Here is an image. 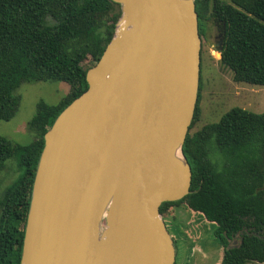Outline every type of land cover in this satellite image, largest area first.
<instances>
[{
	"label": "water",
	"instance_id": "obj_1",
	"mask_svg": "<svg viewBox=\"0 0 264 264\" xmlns=\"http://www.w3.org/2000/svg\"><path fill=\"white\" fill-rule=\"evenodd\" d=\"M113 1L122 14L87 90L45 133L20 264L176 262L160 207L192 192L183 147L201 82L196 0Z\"/></svg>",
	"mask_w": 264,
	"mask_h": 264
},
{
	"label": "trees",
	"instance_id": "obj_2",
	"mask_svg": "<svg viewBox=\"0 0 264 264\" xmlns=\"http://www.w3.org/2000/svg\"><path fill=\"white\" fill-rule=\"evenodd\" d=\"M196 10L203 30L211 19L225 25L220 61L234 79L264 86V0H196ZM121 14L113 0H0V122L17 114L21 95L16 90L22 83L70 85L58 103L38 102L29 122L32 142L0 135V171L11 158L22 171L0 193V264L21 263L45 133L87 90V71L103 55ZM200 98L201 92L190 130L200 114ZM183 152L192 167V192L163 202L162 215L185 205L214 225L212 234L224 247L220 264H264V112L233 107L218 122L189 131ZM236 234L240 240L228 247Z\"/></svg>",
	"mask_w": 264,
	"mask_h": 264
},
{
	"label": "rangeland",
	"instance_id": "obj_3",
	"mask_svg": "<svg viewBox=\"0 0 264 264\" xmlns=\"http://www.w3.org/2000/svg\"><path fill=\"white\" fill-rule=\"evenodd\" d=\"M231 1V0H224ZM208 25L209 43L202 47L204 73L201 79L200 114L190 133L200 130L209 123L218 122L233 107H243L253 112H264V86L234 79L232 69L220 61L218 48L212 38L218 30L214 20ZM213 50L215 51L214 53ZM70 90L65 81L24 82L16 90L21 95L17 114L8 121L0 122V135L11 140L28 144L35 139V132L29 122L37 112L40 100L50 104L58 103ZM17 159L7 160L6 167L0 171V193L17 179L19 171ZM170 232L177 239V258L175 264H220L224 247L213 236L214 225L203 217L192 213L185 205L173 207L163 216Z\"/></svg>",
	"mask_w": 264,
	"mask_h": 264
},
{
	"label": "flooded vegetation",
	"instance_id": "obj_4",
	"mask_svg": "<svg viewBox=\"0 0 264 264\" xmlns=\"http://www.w3.org/2000/svg\"><path fill=\"white\" fill-rule=\"evenodd\" d=\"M214 21L216 23V28H217L218 32L215 35H213V37H212L214 39V43H215V44H212V45L214 47H216L215 49H217L220 46L221 39H222V37L224 35L225 25L222 23V21L220 19H215ZM207 26L208 25H206L205 29L203 30V27L201 28V26L199 24V30H200V34H201V37H202L203 48L206 46V43L208 44L210 42L209 38H208V33H207V30H208ZM213 52H215V51H213ZM204 62L205 61H204V59L202 57L201 79L204 77L203 76V73H204ZM243 233H244V231L241 232V234H243ZM240 237H241L240 234H236L233 238H231L229 240V246L236 245L238 243V241L240 240ZM173 238H174V240H176V237L174 235H173Z\"/></svg>",
	"mask_w": 264,
	"mask_h": 264
},
{
	"label": "built area",
	"instance_id": "obj_5",
	"mask_svg": "<svg viewBox=\"0 0 264 264\" xmlns=\"http://www.w3.org/2000/svg\"><path fill=\"white\" fill-rule=\"evenodd\" d=\"M218 51V53H219V56H221V52H220V50H217Z\"/></svg>",
	"mask_w": 264,
	"mask_h": 264
},
{
	"label": "crops",
	"instance_id": "obj_6",
	"mask_svg": "<svg viewBox=\"0 0 264 264\" xmlns=\"http://www.w3.org/2000/svg\"><path fill=\"white\" fill-rule=\"evenodd\" d=\"M214 51V50H213ZM212 53H214V52H212ZM221 58V57H220ZM256 264H262V263H256Z\"/></svg>",
	"mask_w": 264,
	"mask_h": 264
},
{
	"label": "clouds",
	"instance_id": "obj_7",
	"mask_svg": "<svg viewBox=\"0 0 264 264\" xmlns=\"http://www.w3.org/2000/svg\"><path fill=\"white\" fill-rule=\"evenodd\" d=\"M219 50V49H218Z\"/></svg>",
	"mask_w": 264,
	"mask_h": 264
}]
</instances>
